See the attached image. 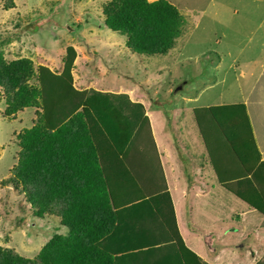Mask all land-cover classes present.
Segmentation results:
<instances>
[{"label":"rangeland","instance_id":"1","mask_svg":"<svg viewBox=\"0 0 264 264\" xmlns=\"http://www.w3.org/2000/svg\"><path fill=\"white\" fill-rule=\"evenodd\" d=\"M167 1L177 6L181 15L183 9L192 8L186 24L183 25L182 19V28L190 26L189 29L173 41L170 50L133 55L120 43L123 38L104 25V6L112 0H0V55L7 62L26 58L35 69L43 65L57 71L56 63H61L65 48L73 45L77 51L71 70L73 79L86 84L90 95L100 88L116 94H123L127 87L134 88L126 95L128 99L107 93L108 101L103 106L80 109L69 124L75 130L79 120L85 122L89 140L99 148L100 155L103 153L100 156L103 166L143 177L136 180L141 189L107 179L112 195L118 200L138 202L125 207L127 217L121 243L129 241L127 246L141 250L145 240L157 241V246L163 247L149 246L150 255L156 256L159 250L163 260L167 233L172 241L176 240L172 221L165 223L161 216L147 212L149 206L140 212L138 206L143 198L152 195L149 191L155 184L166 187L168 192L166 182L162 183L167 178L177 207L184 209L179 214L185 222L200 229L197 243L202 239L208 248L207 253L197 249L202 259L209 261L206 258L212 252L210 258L214 264H254L252 253H245L243 247L245 255L232 252L231 242L223 240L222 234L230 232L232 225L245 229L240 241L251 246L250 229L257 228L256 237L258 233L264 234V207L249 206L235 189L222 185L219 174L213 171L209 144L204 141L196 118L197 110L210 105L243 103L262 72L264 0ZM247 23L251 24L248 28ZM96 45L108 48L112 56L94 59ZM83 61L90 64L93 72ZM110 61L117 65L116 74L109 71L115 67ZM3 69L6 77L16 80L4 63ZM147 72H157L154 87L149 86L152 77ZM241 72L245 75L240 76ZM136 95L145 99L144 105L135 104ZM7 96L0 87V253L9 252L34 262L52 235L65 233V229L55 213L39 218L38 210L35 215L29 212L27 204L22 202L21 185L3 182L7 169L16 167L20 159L18 135L23 129L35 127L42 113L40 106L21 108L16 106L14 94L7 92ZM242 140L240 137L239 142ZM236 146L235 153L230 154V165L240 171L245 153L243 147L237 143ZM104 173L108 177L109 172ZM146 185L152 186L148 190ZM202 191L205 196L200 198ZM253 203L257 205L255 200ZM188 204L190 210H186ZM172 214L169 210L170 220ZM238 217L249 222L238 225ZM150 255H146V261L157 263L149 259ZM255 257L259 260L264 253ZM136 258L133 264H140L142 256Z\"/></svg>","mask_w":264,"mask_h":264},{"label":"trees","instance_id":"2","mask_svg":"<svg viewBox=\"0 0 264 264\" xmlns=\"http://www.w3.org/2000/svg\"><path fill=\"white\" fill-rule=\"evenodd\" d=\"M104 9V25L123 38L120 43L127 48L124 51L133 55L170 50L173 41L181 34L182 17L166 0H112ZM87 48L92 50L89 46ZM94 51V59L112 56L108 48L96 45ZM76 54L73 46L66 47L61 63H56V72L43 65L35 69L31 60L26 58L7 62L0 55V87L6 97L7 92L14 94L16 106L21 108H42L39 123L31 129H23L18 135L22 149L20 159L16 167L7 169L3 182L11 186L21 185L22 202L27 204L29 212L35 215L38 210L39 218L55 213L65 229V233L52 235L34 262L3 252L0 253V264H111L108 245L121 241L119 228L126 223L125 207L138 203L130 199L126 202L118 200L112 195L107 179L114 184L141 189L136 180L143 177L103 166L100 157L103 153L100 155L99 148L89 140L83 120H79L75 130L69 127L70 119L74 120L73 115L80 109L103 106V102L108 101L107 94L103 96L95 92L91 95L94 99H91L85 98L87 90L75 89L71 70ZM4 57L7 59V54ZM3 63L12 70L16 80L9 75L6 77ZM83 63L93 72L87 61ZM111 65L115 67L109 71L116 74L117 65ZM29 81L34 83L29 84ZM197 112V123L204 133V141L209 144L207 150L213 165L218 166L215 173L219 174L222 185L235 189L244 202L258 208L253 200L257 203L264 199V162L260 161L245 106L216 105ZM240 137L243 138L241 142ZM236 143L245 153L241 160L243 170L240 171L230 165V154L235 153ZM105 171L109 172L108 177ZM225 172L227 174L222 176ZM252 184L257 186L252 187ZM151 186L146 185L145 189L149 190ZM254 188L258 190L248 193L247 190ZM165 189L155 184L149 191L151 196L138 200V211L149 206L147 212L169 217L168 211L172 212L173 206ZM108 223L111 224L109 228ZM237 223L242 225L240 220ZM253 231L250 229L249 234L258 230ZM257 235L264 240L263 233ZM175 237L178 242L173 240L166 244V259L162 264H193L192 260H199L184 247L178 232ZM259 237L251 235V242H259ZM263 245L264 242L259 250L261 254L264 253ZM256 264H264V257Z\"/></svg>","mask_w":264,"mask_h":264},{"label":"crops","instance_id":"3","mask_svg":"<svg viewBox=\"0 0 264 264\" xmlns=\"http://www.w3.org/2000/svg\"><path fill=\"white\" fill-rule=\"evenodd\" d=\"M167 1V0H166ZM209 1V0H208ZM97 2V1H96ZM169 2V1H168ZM172 6L175 7V9L178 11V7L175 6L173 3L169 2ZM215 3V2H214ZM192 9V8H191ZM191 9H183L182 12L183 14L181 15L179 13V15L182 17L183 19V25L186 24V21L189 20L191 14H188V11H190ZM195 13V11L193 12ZM251 24L247 23L246 28H248ZM190 26H188L186 29L181 27V34L180 36L183 37L185 32L189 29ZM179 36V37H180ZM178 37V38H179ZM177 38V39H178ZM100 42V41H99ZM73 46V45H70ZM75 48V46H73ZM97 47H100L97 45ZM76 50V49H75ZM77 52V51H76ZM64 53V52H63ZM254 62H257L256 60ZM48 67V66H47ZM53 71V70H52ZM62 71V68H61ZM60 71V72H61ZM56 72V71H54ZM59 72V73H60ZM147 76L151 75L152 77V81L150 82L149 86L154 87L155 83L158 81L155 78V75L157 76V72H147L145 73ZM241 75H245V72H241ZM82 81H79V83H76L73 79V86L75 87V89L78 90H87L85 85H81ZM81 85V86H80ZM119 89L123 90L121 87H119ZM134 90V88H129L127 87V90L123 91V94H116V93H112L109 92L108 90L104 89H99L98 93L103 94V96H105L107 93H111L114 94L115 96L119 95V97H127L128 99V95L129 92L131 90ZM95 93V92H94ZM120 93V92H117ZM130 95V94H129ZM136 97H138L136 95ZM85 98H91L94 99V97H92L88 90H87V94L85 95ZM145 99L143 97H138V100L135 104L139 103L141 105H144L145 103ZM243 104L246 108V113L248 115V119L250 122V126H251V130H252V135H253V139L255 142V146L256 149L258 151L259 154V158L261 162H264V68L262 70V72L260 73V75L257 77V80L255 81V83L253 84L252 88L250 89V91L248 92V94L246 95L245 99L243 100ZM210 106H215V105H210ZM208 106V107H210ZM209 153V152H208ZM212 158V157H210ZM211 164H212V168L213 171L215 172V168H217L218 166H214L213 162L211 160ZM255 168V167H254ZM234 170H236L235 168H232ZM237 171V170H236ZM167 181L169 182V180L167 178H165L162 180V183L167 184L168 188L167 191L170 194L171 197V202H172V206H173V214H172V218L170 220L169 217H165V223L167 222H171V226H172V232L174 234V236H176V232H178L180 238H181V242L184 245L185 248H187L192 254H195V258H200L199 260H193L194 264H214L212 261L213 259L210 258V255L213 254L212 252L209 253V256L206 258L209 261H206L205 259L201 258V255L199 254V252H197V249H199L200 252L202 253H207L208 248L205 246V242L202 239H199V243H197V234L199 232L200 229H197L196 226H193V224L191 222H185V220L183 219V217H181V212H183V207L182 209L179 210V207H177L178 205L175 203L176 200L174 198L173 195V189H172V185L167 183ZM205 190V189H203ZM205 196V192L202 191V197ZM200 198L194 200L195 202L198 201ZM264 199L261 201L257 202V207L258 208H262V206L264 207V203H263ZM242 205V204H240ZM195 206V205H194ZM192 207L190 206V204L187 205L186 210H190ZM180 213V214H179ZM186 215H188L186 213ZM243 217L246 216L245 214L242 215ZM174 219V220H173ZM188 219V217L186 218ZM248 219L243 220L242 217H240V223H246ZM226 227V226H224ZM119 230L121 231V233H123L124 228L121 227L119 228ZM167 231L169 229H166ZM230 232H227L223 235V240H231L234 243L230 244V249L232 250V252H236L242 256L245 255L242 252V247L245 248V253L249 252L252 253V258H255L254 264H256L258 262V259L255 257L257 255L260 254L259 250L262 249V239L259 237V239L257 241L259 242H252L250 243L251 246H249V242H242L240 241V236H242L245 232L239 228L236 227L235 225H232L229 228ZM257 232L255 233H251L253 236L256 235ZM156 233H154L155 235ZM233 234V235H232ZM236 234H238V237H233V238H229V236H236ZM217 236V233H216ZM251 237V236H250ZM250 237H247V241L250 239ZM145 238L142 239V241H144ZM148 240H145L142 244H144V247L141 250L138 249H133V246H127L129 244V241H126L124 243H121V241L119 242H114L108 245V248L111 250V255H112V261L111 264H133L135 262V259H137L136 257H138V255H141V262L140 264H150L146 261V255H150V251L151 248L149 246H153V247H158V249H160L161 247H163V245L161 246H157V241H153L150 240L151 243L147 242ZM166 241H172L170 236L167 233V239ZM246 241V240H245ZM178 242V240H177ZM210 244H212V241H208ZM201 243V248H200V244ZM167 244V243H165ZM148 245V246H147ZM221 245H218V251H220ZM226 247V246H225ZM253 247V248H252ZM166 250V247H165ZM156 256L155 255H150L149 259L151 261H155V262H159V261H164V259H166V252L164 251L163 253V260H161V255L159 250H156ZM219 255V254H218ZM220 259V257H219ZM211 261V262H210ZM179 262V261H178ZM152 264V263H151ZM218 264H228V263H218Z\"/></svg>","mask_w":264,"mask_h":264},{"label":"water","instance_id":"4","mask_svg":"<svg viewBox=\"0 0 264 264\" xmlns=\"http://www.w3.org/2000/svg\"><path fill=\"white\" fill-rule=\"evenodd\" d=\"M179 89H181V87L179 86Z\"/></svg>","mask_w":264,"mask_h":264}]
</instances>
